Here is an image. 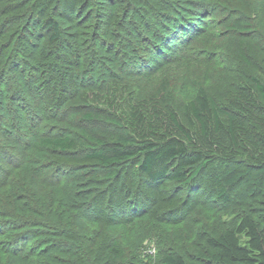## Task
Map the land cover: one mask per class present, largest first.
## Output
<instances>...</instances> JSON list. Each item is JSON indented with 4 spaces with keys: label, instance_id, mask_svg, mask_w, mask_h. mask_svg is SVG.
Here are the masks:
<instances>
[{
    "label": "rangeland",
    "instance_id": "374dc122",
    "mask_svg": "<svg viewBox=\"0 0 264 264\" xmlns=\"http://www.w3.org/2000/svg\"><path fill=\"white\" fill-rule=\"evenodd\" d=\"M32 1L0 0V45L6 35V31L3 33L6 29L2 26L3 20L17 19L26 12ZM91 1L61 0L53 13H59L57 20L63 25L62 34L67 35L65 44L79 37L87 39V34L91 32L99 34L101 46L97 50V58L99 64L101 62L103 65H98L96 72H91L94 66L87 63L82 79L65 76L66 82L60 85L61 90L58 91L59 82L54 78L49 83L50 90L45 92L48 89L37 84V78L33 77L31 81L23 79L21 67L16 73L21 75L19 78L25 83L17 74L11 78L3 70L5 68H0V198L7 199L11 195L17 197L22 206H26L29 201L25 198L29 197L30 191H36L40 198L44 196L48 201L58 194L61 196L59 192L74 188L82 195L78 198V217L83 216V221H91L92 225L100 229L95 234L90 227L87 231L88 240L99 244L107 236L106 227L101 221L108 217L102 218V211L110 215V219L116 220V224L109 229L114 234L111 238L118 239L116 250L121 256L115 257L109 253L108 247L113 244V240L105 246L106 258H97L88 264H153L169 245L182 253L186 260L192 261L197 249L204 245L206 236L234 225L246 214L264 220V175L258 176L259 169L244 174L229 187V204L214 195L213 176L223 175L232 168L237 169L230 176L243 172L247 168L245 163L217 161L205 174L198 176L196 184L169 183L166 191L148 195L151 197L148 200L151 206L148 212L132 218L130 213L119 214L110 207L114 206L118 197H125L127 202L134 203L133 193L136 189H144L148 185V179L134 163L128 164L124 172L122 181L126 184L125 189L121 188V193L117 194L119 196L115 195L112 201L113 186L106 181L99 166L82 158L83 153L73 158L32 147L35 140L42 136L70 133L78 137L84 130L100 127L99 124L74 116L80 110L104 108L124 118L138 97L154 93L163 83L166 85L165 90L169 91L172 107L187 127L193 130L198 127L187 109L199 83L224 109L220 115L227 122L229 101L245 81L254 75L264 82V0ZM38 9L31 11V15L35 14V22L29 30V44H41L40 53L66 56L65 53L70 49L63 47L65 44L60 46L58 42H51V31L39 28L40 18L37 14L39 17L50 16L52 3ZM109 14L112 15L105 16ZM153 15H158L160 20L155 21ZM167 15L177 18L184 16L186 23L190 21L189 25L192 26L182 28L179 36L175 32H168L171 27L168 30L162 27L158 29V22L164 21ZM84 22L86 24L83 25ZM165 22L171 26L169 19ZM19 28L14 25L11 29L15 31ZM164 30L167 33L160 36L159 33ZM123 38L127 40L126 43H123ZM113 42L119 46L114 48ZM27 45L24 47L29 46L32 51V47ZM113 49H117L114 59L117 66L105 59L107 55V58L112 56L111 52L114 54ZM243 50L246 58H241ZM121 51L124 54H120ZM98 71L103 74L100 75ZM32 75L39 76L41 80L42 75L34 71ZM82 80L85 82L82 83ZM38 85L40 88H36ZM112 88L118 90V96H106ZM76 91L79 92V98L73 97ZM58 94L63 95L60 104L56 101ZM38 119L40 121L36 122ZM51 180L48 186L47 182ZM163 196H169L176 205L173 207L168 201L169 197L165 201ZM95 209L100 210L99 214L94 212ZM168 210H174V215L166 214ZM129 217L132 220H128L127 224L121 223ZM156 229H160L168 239L161 240L154 232ZM10 230L6 231L0 226V241L8 239L6 233ZM3 231L5 234H2ZM56 231L42 229L37 238L26 243V248L33 245L38 252L47 248L46 254L42 253L36 258L40 264H51L56 259L72 260L59 252L61 241L67 238ZM2 253L1 250L0 262L13 264L11 257L7 254L3 256ZM57 263L62 262L52 264Z\"/></svg>",
    "mask_w": 264,
    "mask_h": 264
},
{
    "label": "trees",
    "instance_id": "16d2710c",
    "mask_svg": "<svg viewBox=\"0 0 264 264\" xmlns=\"http://www.w3.org/2000/svg\"><path fill=\"white\" fill-rule=\"evenodd\" d=\"M89 1L92 3L91 0ZM32 2L23 15L17 19L3 20L2 23V26L6 28L3 33L6 31V35L0 45V68H5L3 70L11 78L16 74L18 78L21 76L16 73V70L21 67V74L25 77L23 79L31 81L33 77L37 78V84L45 87V90L48 89L45 92L50 90L49 83L56 78L59 82L57 85L59 91L61 90L60 85L65 83L70 75L79 80L83 78L82 75L86 73L85 64L89 63L94 66L91 72L95 71L98 65H103L101 62L99 64L97 58V50L101 46L97 32L88 33L87 39L79 37L75 38L76 41L65 44L67 35L63 36L62 34L63 25L57 20L59 13H53L58 9L61 0H33ZM51 3L52 14L50 16L39 17L37 14V17L40 18L39 28L51 31L49 37L51 42H58L60 46L65 44L63 47L67 46L68 50L70 49L68 53H65L66 56H57L56 53L50 52L40 53L41 44H29V30L35 22V14L31 15V11L35 12L38 8L39 11L50 6ZM111 15L105 16L110 17ZM105 16L103 15V17ZM153 17L155 21L160 20L158 15H153ZM166 19H169L171 26L167 25ZM163 20L158 22L160 25L158 29L162 27L168 30L171 27L168 32H175L177 36L181 35L179 33L182 28L192 26L189 25L190 21L186 23L187 19L184 16L177 18L167 15ZM82 24L84 25L86 22ZM14 25H18L20 31H13L11 28ZM167 30L160 32L159 35H165ZM136 41L137 39L134 42ZM126 42L127 40L123 38V43ZM27 44L32 47V51ZM25 45L28 48L24 47ZM118 46L113 42L114 48ZM134 46H137V43ZM37 48L38 50H36ZM116 50L113 49L114 54L111 52V57L107 58L108 55L106 58L104 57L112 62L113 66H117L116 63L114 64ZM107 51H110L109 48ZM244 52L243 50L240 53L241 58L245 57ZM120 54L124 53L121 51ZM75 68H84V70L79 71ZM33 71L42 75L41 80H39V76L32 75ZM98 73L103 74L100 71ZM19 79L21 80V78ZM21 81L25 83L23 80ZM84 82L82 80V83ZM34 85L36 84L34 83ZM40 86L38 85L36 88H40ZM164 86L166 87L165 83L154 93L146 97H138L130 107L129 114L124 118L117 117L115 113H110L104 108L80 110L74 116H79L80 119L87 122L99 124L100 127L84 130L78 137L70 133L61 136H42L35 140L32 147L40 151L72 156L73 158L77 155L82 156L83 153L82 158L99 166L106 181L113 186L112 201H114L115 195L119 196L117 194L121 193V188L125 189L126 184L122 181L124 172L128 164L134 163L138 171L148 179V185L144 189H140L141 191L136 189L133 193L134 203L127 202L125 197H118L114 206L110 207L119 214L130 213L132 218L148 212L151 207L148 202L151 197L148 195H152L153 192L166 191L169 183L196 184L198 176L205 174V171L217 161L245 163L247 168L243 172L230 176L237 169L232 168L223 175L215 174L213 176L212 187L215 197L229 204L228 189L244 174L253 169H259L258 176L264 175V82L254 75L245 81L229 101L227 122L220 115L224 109L211 98L207 88L199 83L194 98L190 101L187 109L198 123L195 130L182 123L172 107L169 91L165 90ZM51 90L53 92L54 89ZM117 91L112 88L106 96H118ZM78 93L76 91L73 97L79 98ZM61 96L63 95H57L58 104L63 101ZM38 121L40 119L36 122ZM227 176L230 177L227 178ZM38 177L41 178V175ZM52 181L47 182V185L49 186ZM41 182L44 183L43 180ZM119 184L120 186H118ZM59 193L61 196L58 194L53 199H49V202L44 196L40 198L36 191H30L29 197L25 198L29 201L26 206H22L21 201L11 195L7 199L0 198V226L6 231L11 229L9 233H6L8 239L0 241V251L4 252L3 256L4 254L10 256L13 264L29 260L25 264H40L41 262H37L36 258L42 253L46 254L47 248L38 252L36 246L30 245L29 248H26V243L37 238L42 229L58 230L57 233L68 239L64 238L61 241L59 252L72 260L68 262L56 259L52 263L88 264L93 263L97 258L101 260L107 256L104 253L105 246L113 240L108 251L115 257L121 256L120 252L116 250L118 239L111 238L114 234L112 235V229H109L110 226L116 224V220L112 217L110 219V215H105L104 211L101 212L102 218L108 217L109 219L101 221V224L106 227L104 230L107 236H104L99 246L97 241L93 243L88 240L87 231L92 227V233L98 234L100 229L96 225H92L91 221H83V216L78 217V198H81L82 195L74 188ZM127 193L126 189L125 194ZM168 197L163 196L165 201ZM168 201L172 203L173 207L176 205L170 197ZM94 212L99 214L100 210L95 209ZM174 212V210H168L166 214L172 216ZM132 218H124L121 223L127 224ZM100 227L103 230V227ZM4 232L2 234H5ZM154 232H157L156 235L161 240L168 239V236H165L160 229H156ZM196 252L194 260L188 261L182 253L174 249V246L169 245L159 260L153 264H264V220L247 214L243 215L234 225L206 236L204 245ZM105 263L108 261L105 260ZM0 264H3L2 261Z\"/></svg>",
    "mask_w": 264,
    "mask_h": 264
}]
</instances>
